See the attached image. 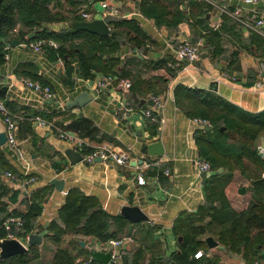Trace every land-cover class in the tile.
I'll use <instances>...</instances> for the list:
<instances>
[{"label":"crops","instance_id":"0c3cea01","mask_svg":"<svg viewBox=\"0 0 264 264\" xmlns=\"http://www.w3.org/2000/svg\"><path fill=\"white\" fill-rule=\"evenodd\" d=\"M114 1L119 7V14L103 11L99 7V0H76L74 8L69 6L67 0H50L48 7L62 15L76 10L80 17L77 20L103 18L109 30L105 34L96 33L98 35L109 33L112 25L108 19L123 17L135 20L143 33L142 37L135 38L130 29L129 34L121 38L122 42H118L116 49L96 50L95 53L101 59L115 57L116 66L126 72L122 76L130 81L135 76H142L148 69L154 74L164 75L166 79L157 80L163 95V102L157 109L160 116L158 121L147 120L141 114L143 96L147 92L144 86L123 89L117 79L113 78L95 93L94 81L102 75L101 70L91 68L92 75H82L76 52L64 53L51 59L47 45L38 50L30 47L29 42L36 39L31 38L32 31L24 38L11 33L4 44V58L0 62V100L6 103L15 118L16 127L15 146H10L6 140L0 142V204L4 206L5 212L16 213H24L29 207H35L36 213L32 215L28 233L38 235L39 240L35 243L39 248V256L36 261L40 264L50 262L56 242L48 237L52 232L49 224L54 221L63 226L58 210L64 202L67 189L71 187L94 197L96 205L110 214H118L122 204L140 206L148 219L136 222L121 220L126 229L123 236H129L122 248L134 249L142 242L148 247L143 250L144 258L152 252L163 256L166 262L171 260L170 253L178 249L177 243L181 239V235L178 234V239V235L171 229L176 216L182 211L198 210L206 203L207 194L224 187L233 171L238 169L233 158H228L230 154H225L227 157L221 156L216 147L208 145V151L214 153L218 164L204 174L198 170L196 135H204L202 127L209 128L195 122L194 116L186 114L176 103L174 87L178 84L206 90L238 107L246 117L260 114V118L264 117V37L248 31L236 17L221 12L205 0H152L165 10L159 22L141 12L143 0ZM215 1L230 9L237 8V16L240 18L253 14L264 17V0ZM73 21L63 16L43 21L42 26L58 30L73 26ZM115 29L122 30V27ZM11 37L17 38L19 42L11 44ZM183 39L201 40L200 56L195 62L187 64L180 60V64L177 68L173 67V74L169 76H166L163 66L152 68L153 61H162V65L175 59L171 44ZM21 77L48 83L54 96L42 97L28 87ZM83 89L89 91L91 99L81 106L67 105L68 100ZM120 102L129 108L122 117L117 114ZM39 119H43V123H39ZM251 126L239 122L236 127H227V140L248 143L254 152L256 143H264V134L249 135ZM59 129L69 130L86 141L79 150L76 149L80 153L102 142L112 150L127 152L130 158L121 164L110 157L94 159L88 163L82 159L71 163L63 149L74 147L57 134ZM2 131L4 122L0 113ZM155 139L162 142V154L152 155L147 152L146 143ZM256 154L260 156L257 151ZM248 157V153L242 152L240 159L250 164ZM218 158L229 159L231 162L222 164ZM164 169L168 170L167 174L163 173ZM5 170L12 171L15 177L7 176ZM263 170H259L260 179ZM139 174L143 182L137 180ZM29 175H33L34 180L21 187L18 178ZM240 175L245 178L240 185L246 188L238 192L239 185L236 191L246 203L256 202L255 189L261 191L264 186L254 189L252 176L246 178V174ZM53 177L63 180L61 189L50 182ZM77 235L80 239L68 233H64L62 238H75L77 243L83 240L84 243H78L79 247H72V251H80V255L84 253L85 257V250L89 252L93 237L81 233ZM207 235H211L216 244L209 246L205 240ZM201 237L205 246L204 250L199 248L204 254H215L219 263L228 262L222 257L219 250L223 247L213 234L203 233ZM232 255L233 264H248L242 260L240 252ZM88 256L90 258V253Z\"/></svg>","mask_w":264,"mask_h":264},{"label":"trees","instance_id":"16d2710c","mask_svg":"<svg viewBox=\"0 0 264 264\" xmlns=\"http://www.w3.org/2000/svg\"><path fill=\"white\" fill-rule=\"evenodd\" d=\"M49 1L0 0V62L4 58V44L8 35L12 33L16 37L24 38L27 33L32 31L31 38L51 37L54 40L56 39L58 43L56 47L46 46L51 59L57 55L62 56L64 53L76 52L82 75H92L91 68L101 70L102 75L111 74L115 80L126 74L123 68L116 66L115 57L101 59L95 51L116 49L118 42L122 40L123 36L129 34L130 29L133 30L135 38L142 37L143 33L135 24L133 18L114 17L108 19L109 24L112 26L106 35H98L71 25L52 30L42 26V22L63 18L64 15L58 11L50 10L48 7ZM75 1L67 0V3L73 7ZM140 10L143 14L152 16L156 22H159L165 13L163 7L152 0H143ZM74 18L80 19L78 16L69 19L73 20ZM120 26L122 30L115 29ZM3 37H6V39H3ZM173 60L171 59V61ZM161 63L162 61H153L152 68L163 66L166 69H164L166 76L173 74L172 66L168 64L161 65ZM163 76L154 74L151 69H148L142 76H135L130 81L129 87L135 88L137 85H141L147 89V92L160 93L157 80L163 81L165 78ZM174 98L186 114L208 119L209 129L202 127L204 135L199 133L196 135V140L198 154L210 162V170L215 168L218 163L215 160L214 153L211 154V151H208V145L216 147L221 156L227 157L225 154L232 155H229L228 158H233L239 172L246 174V178L252 176L251 182L254 184V189L257 186H264V181L260 179L259 173L260 169H264L262 158L256 154L255 150L254 153L250 149L251 146L248 143L228 141L225 132L227 127H236L239 122L252 125L250 129L257 126L256 131L263 129L264 117L260 118L261 114L246 117L238 107L224 102L208 91L180 84L174 87ZM249 135L254 136V133L249 132ZM242 152L248 153L250 164L244 163L240 159ZM229 159L221 160L218 158V161L222 164H229L231 162ZM206 181L208 180L206 179ZM255 192H257V201L251 204L245 203L241 207L232 205L235 199L228 197L224 193V189L220 190L218 196L214 198H211L210 193H208L206 203L199 207L200 210L198 209L195 212L182 211L174 219L171 229L176 235L180 234L181 239L177 243L178 249L170 253V261L166 262L163 256L152 252L145 259L143 250L148 249V247L141 242L134 249H122L120 256L122 264H221L215 254L210 256L202 253L198 257L193 256V252L197 248L201 247L204 250L205 241L201 237L203 233L213 234L222 246L240 252L243 258L246 256L254 259L260 257L264 252V196H261L264 190L255 189ZM235 193L240 195L236 190ZM4 210V206L0 204V237L6 235L2 220L7 214L18 215L22 221L19 229H12L14 233L22 234L31 229L32 215L36 213L35 207H29L24 213L5 212ZM58 214L62 219L63 226L56 224L54 221L49 224L52 232L48 234V237L57 243L49 264H101L98 260L89 258L87 250H85L86 256L79 258L81 252L74 253L72 251V247H79V242L77 243L75 238H69L64 241L65 244H60L61 241L63 242L62 235L64 233L76 235L83 232L84 234L97 236L100 240H105L108 237H114L115 233H118L116 230L124 227L121 220L126 219L119 213H107L96 205L94 197L85 195L73 187L67 189ZM70 243L73 246H70ZM38 256V245L32 242L27 244L25 250L0 258V264H40L36 261ZM138 260L141 262H138Z\"/></svg>","mask_w":264,"mask_h":264},{"label":"built area","instance_id":"2783aa9c","mask_svg":"<svg viewBox=\"0 0 264 264\" xmlns=\"http://www.w3.org/2000/svg\"><path fill=\"white\" fill-rule=\"evenodd\" d=\"M210 2L212 5L216 6L221 12H225L236 17L239 23L248 31L254 32L262 37H264V17L262 15L253 14L250 17L240 18L237 16L238 9L233 8L230 9L225 5L217 3L215 0H205ZM244 2H252L256 0H242ZM99 7L109 13V14H119V7L114 0H99ZM86 15L85 13H83ZM200 39L197 41H188V40H176L171 44L172 52L175 55V59L173 61L168 62L172 67L177 68L178 64H180V60L188 63L195 62L200 56ZM57 41L51 37H40L33 39L29 42L30 47L33 50H38L44 45L56 47ZM114 77L111 74L101 75L95 78L93 91L96 93L100 91V89L105 86L109 81H111ZM21 80L30 87L33 91H36L45 98H52L54 96V91L50 87L48 83L40 82L38 80L30 79L28 77H21ZM118 83L120 86L124 88H128L130 86V79L127 77H118ZM144 105L141 106L140 111L143 117L147 120L158 121L160 120V116L157 113V109L163 102V95L161 93L147 92L143 97ZM129 110L128 106L124 102H120V105L117 109L118 116L122 117ZM0 113L2 115V120L4 122V133L5 140L10 146H15V138H14V130L16 127V120L7 109L5 103L0 100ZM193 120L200 124L201 126L209 124L208 119L204 117L194 116ZM39 123H43V119H39ZM57 134L66 139L74 149H80L86 141L76 134L72 133L66 129H59ZM255 150L260 153V156L264 158V143H256L254 145ZM82 154V160L85 162H91L94 160L95 156H99L100 158L110 157L116 163H125L129 160L130 156L127 152H117L115 150L110 149L105 143H98L93 145V147ZM196 164L198 170L201 171H210V162L203 157H196ZM5 174L9 177H15L14 173L10 170H5ZM163 173L167 174L168 170L164 169ZM261 175L264 176V170L261 172ZM34 180L33 175H29L27 177H19L18 182L21 187L26 186L29 182ZM137 180L139 182H143L141 175H137ZM21 219L18 215L7 214L2 220V226L6 230L7 237H16L19 239L24 245L27 246L26 238L28 232H23L22 234H16L12 230L13 228L21 227ZM129 240V236H116V237H108L105 240H101L92 244L91 247L102 250L109 251L110 258L121 263L120 256L122 252V245ZM203 253L202 249L197 248L193 252L194 257H198ZM252 264H264V252L258 258L253 259Z\"/></svg>","mask_w":264,"mask_h":264},{"label":"water","instance_id":"95a60500","mask_svg":"<svg viewBox=\"0 0 264 264\" xmlns=\"http://www.w3.org/2000/svg\"><path fill=\"white\" fill-rule=\"evenodd\" d=\"M72 25L76 28H83L89 30L91 32L105 34L108 32L109 27L106 21L103 18H94V19H86V20H75L73 21ZM29 33L28 35H30ZM6 39V37H3ZM11 44H17L19 40L15 37H11L10 39ZM185 62V61H184ZM91 99V95L87 89H83L78 91L70 100H68L67 105L69 106H81L87 101ZM142 101V100H141ZM140 101V102H141ZM210 125L207 124L206 128H209ZM5 140V133L4 131L0 132V142ZM146 149L149 154L152 155H159L163 153V145L160 139H155L146 143ZM64 154L68 158L69 162L73 163L77 160L82 158V154L72 147H66L63 149ZM260 154V153H259ZM94 159H100L99 156H95ZM204 174V171H201ZM264 180V176L261 177ZM52 184H54L58 189L62 188L63 180L61 178H52L50 180ZM251 186V185H248ZM246 186L240 185L237 189L238 192H243ZM119 213L123 215L126 219L132 222L148 219V215L144 212V210L136 205V204H122L119 208ZM180 237L178 236V239ZM37 233L29 232L26 238L27 244L38 241ZM207 244L212 246L216 244V240L211 236L207 235L205 237ZM80 244H83V240H78ZM26 249V245H24L19 239L16 237H7L2 236L0 237V258L8 256L12 253L23 251ZM90 258L98 260L102 264H121L113 259L110 258L109 251H102L93 247L89 248Z\"/></svg>","mask_w":264,"mask_h":264},{"label":"rangeland","instance_id":"374dc122","mask_svg":"<svg viewBox=\"0 0 264 264\" xmlns=\"http://www.w3.org/2000/svg\"><path fill=\"white\" fill-rule=\"evenodd\" d=\"M53 11V10H52ZM77 12H76V10H73V12H72V10H71V12H70V14L69 13H66L64 16L66 17V18H71V17H75V16H78L79 17V15L78 14H76ZM68 14V15H67ZM87 16V15H86ZM74 21L75 20H77V18L75 19H73ZM56 40V39H55ZM83 40V39H82ZM83 41H85V40H83ZM253 129V130H252ZM252 129H250L249 131H248V133L250 132V133H254V134H260V133H263L264 134V126H263V129H258L257 131H256V129H257V126L256 127H253ZM256 131V132H255ZM250 138V137H249ZM255 140V139H254ZM258 141V139L255 141V142H257ZM224 163H226V162H224ZM244 177H243V175H240V172L238 171V169H236V170H234L233 171V174H232V177L230 178V180L226 183V185H225V187L224 188H222V187H220L219 189H216L215 191H213V192H210V196H211V198H214V197H217L218 196V193L220 192V190H222V189H224V193H226V195L229 197H231L232 199H235V200H233V203H232V205H237V206H239V207H241V205H244L246 202H245V200H244V198L243 197H241V195H237L236 193H235V190H236V186H239L240 184H241V182L242 181H244ZM221 183H223V182H221ZM218 184V183H217ZM220 185V184H219ZM213 193V194H212ZM212 194V195H211ZM209 196V197H210ZM261 196H264V193L261 195ZM125 230L126 229H124V227H122L121 229L119 228V229H117L116 230V232H118V233H115V235H114V237H116V236H122L123 235V233L125 232ZM82 234H84L83 232H81V235ZM74 237H76L77 239L79 238L80 239V236L79 235H73ZM90 237H93V241L91 240L90 241V243L92 242V244H95V242H98V241H101L100 239H98V237L97 236H90ZM99 238H102V237H99ZM70 239H73V238H70ZM66 240H68V239H66ZM66 240H63V242L61 241V243L60 244H65L64 243V241H66ZM73 242H75L74 240H73ZM74 244V243H73ZM56 245H57V243H56ZM70 246L72 245V243H70L69 244ZM73 246V245H72ZM223 248H221L219 251L221 252V255H222V257H224L228 262H226V261H224L223 263H221V264H233L231 261H233V259H234V254L232 255V253H238L237 251H234V250H229V249H226V248H224V246H222ZM87 249V248H86ZM84 255V253H82V255H80L79 256V258H82V256ZM141 256V255H140ZM226 256L228 257V259L226 258ZM140 258V257H139ZM254 258H252V257H250V256H246L245 258H242V260H244L246 263H248V264H252V260H253ZM138 262H141L140 260H138ZM42 263H45V262H42Z\"/></svg>","mask_w":264,"mask_h":264}]
</instances>
